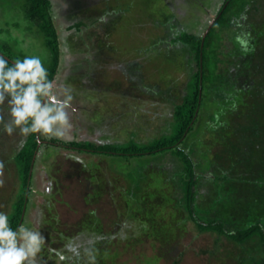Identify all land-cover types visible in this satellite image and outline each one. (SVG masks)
<instances>
[{"label": "rangeland", "instance_id": "1", "mask_svg": "<svg viewBox=\"0 0 264 264\" xmlns=\"http://www.w3.org/2000/svg\"><path fill=\"white\" fill-rule=\"evenodd\" d=\"M221 1L51 0L63 53L53 90L58 98L70 91L73 100L67 109L69 123L62 129L63 138L42 135L49 146H41L35 160L24 225L38 228L46 238L38 264H55L49 248H62L69 239H74L81 252L73 264H89L94 246L102 254L95 264H224L225 255L209 253L215 238L200 235L192 222H188L184 234L178 233L175 242L168 243L152 230L144 231L140 221H129V213L136 218L144 214L150 217L151 210L143 205L148 200L155 203L153 211L162 208L159 202L170 207L175 189L163 180L176 177L174 170L180 161L174 154L129 159L80 153L61 146L72 141L98 145L109 141L125 145L132 140L146 143L170 134L172 119L164 117L167 114L161 106L150 109V98H138V85L144 84L154 94L157 84L166 88L164 81L177 78V84L186 83L190 71L183 68L185 60L175 67L166 58L167 49H172L166 41L175 30L167 20L174 15L179 25L198 32L213 21ZM80 22L84 23L80 30L72 28ZM29 26L21 2L13 5L11 0H0V41L8 45L12 57L38 55L47 68L49 52L38 33L27 31ZM180 87L173 93L181 94ZM213 102L209 100V112L203 113L202 123L183 144L200 164L199 175L207 177L201 186L203 200L209 203L221 195L214 181L209 180L221 173L210 135L214 117L211 112L216 113L220 104ZM148 109L156 111L157 119L150 114L145 121L142 119L146 125H140L138 119L144 118ZM0 110L7 119V102ZM137 111L143 112L140 118ZM109 130L114 132L112 138ZM25 139L19 129L9 136L0 126V211L8 216L21 186L14 158ZM57 139L59 144L50 143ZM105 183L114 187L107 190L102 186ZM89 220L96 228H100V221L97 234L94 228L84 232ZM174 221L180 226L178 220Z\"/></svg>", "mask_w": 264, "mask_h": 264}, {"label": "trees", "instance_id": "2", "mask_svg": "<svg viewBox=\"0 0 264 264\" xmlns=\"http://www.w3.org/2000/svg\"><path fill=\"white\" fill-rule=\"evenodd\" d=\"M11 2L13 5L21 2L24 17L30 24L27 31L41 36L49 52L48 79L54 82L63 53L51 0ZM217 9L213 21L198 32H190L179 25L174 15L167 20L175 30L166 41L172 47L167 49L166 58L175 67L185 60L183 68L190 71L185 84H177V78L164 81L166 88L157 84L153 88L154 94L144 84L138 85L137 97L150 98L153 101L150 109L157 110L156 106H161L167 114L164 117L172 119L170 134L146 143L132 140L125 145L112 141L98 145L90 141H72L61 143V146L80 153L129 159L171 152L179 159L180 166L174 170L176 177L173 180L170 177L169 181L164 179L163 183L175 189L174 201L170 207L159 202L162 208L155 211L152 210L154 202H143L151 210L150 217L144 214L136 218L129 213V221H140L144 231L152 230L168 243L175 242L178 233L184 234L188 222H192L200 235L210 234L215 238L209 253L218 257L225 255L222 258L224 264H264V0H223ZM83 25L80 22L72 28L80 30ZM237 36L246 40V46L237 41ZM8 49V45L0 41V55L10 62L15 61L17 58L12 57ZM180 86L181 94L173 93ZM209 100L220 104L216 113L211 112L214 117L210 135L213 156L221 173L214 179L209 177V180L214 181L221 195L211 203L202 196L201 185L207 177L199 175L200 164L183 148L189 135L202 123L203 113L209 112ZM150 109L144 118H140L142 111H137L140 125H146L142 119L145 121L150 114H155L153 119H157L156 111L153 113ZM125 122L129 123V120ZM107 132L110 138L114 136L111 130ZM59 142V139L50 140L54 145ZM43 145L49 146V143L41 134H30L15 155L21 186L9 216L13 229L24 224L32 193L35 160ZM102 186L108 190L113 185L105 183ZM226 196L229 197L227 202ZM167 213H171V218ZM88 222L84 232L94 228L97 234L100 221V228L90 225L93 220ZM92 251L94 257L98 256L95 261L99 263L101 253L98 246Z\"/></svg>", "mask_w": 264, "mask_h": 264}, {"label": "clouds", "instance_id": "3", "mask_svg": "<svg viewBox=\"0 0 264 264\" xmlns=\"http://www.w3.org/2000/svg\"><path fill=\"white\" fill-rule=\"evenodd\" d=\"M236 39L246 46L245 39L240 36ZM72 100L67 90L63 98L55 95L53 81L48 79V69L40 56H25L10 62L0 55V106L7 102L8 113L6 119L0 110V126L7 135L19 129L24 138L30 134L63 138L62 129L68 126L67 109ZM46 243L38 228L21 224L13 229L8 214L0 211V264H38V255ZM49 251L55 264H73L74 259L81 256L74 239H69L62 248H49ZM89 264H95L91 253Z\"/></svg>", "mask_w": 264, "mask_h": 264}, {"label": "water", "instance_id": "4", "mask_svg": "<svg viewBox=\"0 0 264 264\" xmlns=\"http://www.w3.org/2000/svg\"><path fill=\"white\" fill-rule=\"evenodd\" d=\"M40 134H38V136H39Z\"/></svg>", "mask_w": 264, "mask_h": 264}]
</instances>
